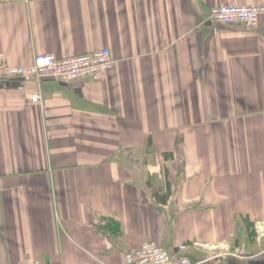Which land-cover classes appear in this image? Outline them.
<instances>
[{"label": "crops", "instance_id": "obj_1", "mask_svg": "<svg viewBox=\"0 0 264 264\" xmlns=\"http://www.w3.org/2000/svg\"><path fill=\"white\" fill-rule=\"evenodd\" d=\"M222 4L264 0H0L9 64L113 60L0 80V264H126L145 240L167 264H264V16L206 21Z\"/></svg>", "mask_w": 264, "mask_h": 264}, {"label": "built area", "instance_id": "obj_2", "mask_svg": "<svg viewBox=\"0 0 264 264\" xmlns=\"http://www.w3.org/2000/svg\"><path fill=\"white\" fill-rule=\"evenodd\" d=\"M264 16V4L234 5L222 4L210 9L206 21L226 26H244L255 29ZM113 66L108 48H100L68 57H57L52 53L36 54L28 65H11L0 52V80L12 78H35L40 80L50 77L57 81L72 82L88 78L94 81L105 78ZM38 99V94L31 96V101ZM181 250L186 245L179 246ZM126 264H167L175 256L152 240H145L136 250L125 256ZM177 264H190L185 256L177 259Z\"/></svg>", "mask_w": 264, "mask_h": 264}]
</instances>
